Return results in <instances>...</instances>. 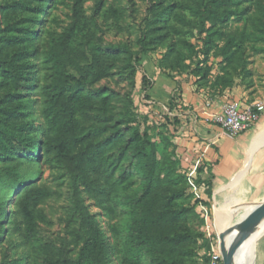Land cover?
Segmentation results:
<instances>
[{
  "label": "trees",
  "instance_id": "16d2710c",
  "mask_svg": "<svg viewBox=\"0 0 264 264\" xmlns=\"http://www.w3.org/2000/svg\"><path fill=\"white\" fill-rule=\"evenodd\" d=\"M51 0H19L4 12V27L0 22V179L6 175L10 195L14 189L27 185V178L32 176L30 170L21 172V166L33 165L39 159V150L43 140L38 129L29 119L33 112V100L29 95L22 96L33 86V71L27 62L31 53L32 34L36 31L29 26L36 24V18L44 13L43 8ZM259 5L264 13V4L254 0H193L191 4L182 5L189 9L193 17L187 19L185 13L175 4L158 2L144 20V27L138 38L140 45L137 54L145 53L152 45L165 49L161 68H178L188 60L194 63L197 55L195 46L184 38V27L197 28L203 37L202 56L196 61L193 73L201 80L209 81L211 90L223 89L233 85L236 78L250 83V64H245L246 42L244 29L229 27V23L240 20L247 14L243 3ZM77 9H81V0H75ZM100 0H97L98 6ZM173 20L176 22L174 23ZM253 41H264V28ZM109 49H121L127 53L126 67L138 63V56H132L125 44L106 45ZM264 52L261 46L256 52ZM209 55L219 58V72L212 79L208 78L211 66L207 65ZM48 59L52 64V80L49 84L51 96L44 109L48 118V132L45 146L53 150L56 158L65 167L70 176L71 186L81 201L80 192L86 188L94 197L102 195L103 200L110 198V189L101 183L105 168L102 146L94 144L82 131L78 120V105L86 88L87 75L99 66L98 54L92 52L89 63L85 54L77 50L73 43V30L61 38H51ZM252 62V60H251ZM204 65V66H201ZM72 71L77 73L74 74ZM233 75V76H232ZM146 84V77H142ZM20 96V97H19ZM134 104L128 99L121 115L123 122L130 129L128 138L132 143V158L137 166L142 187L136 195L127 196V205L131 221L126 239L128 252L124 256L125 264H141V255L148 256L150 264H189L196 256V243L204 234L198 232L192 224L194 219L203 218L196 207V200L190 204L192 193L187 191L183 175L180 173V160L175 153V145L170 136L160 135L155 139L152 129L145 125L143 131L136 122ZM178 123L176 120H174ZM161 146L166 153L162 154ZM24 155L20 156L19 151ZM34 152L31 156L28 153ZM35 156V157H34ZM198 178L204 181L197 169ZM25 182H27L25 184ZM206 193L210 195V182L206 181ZM45 189L26 186L22 195L15 196L16 208L9 210L10 202L0 199V241L3 234L9 232L13 219L17 216L25 220L32 229L33 211L43 198ZM210 204V203H209ZM99 205V203H98ZM84 206H81V210ZM12 212L13 215L9 216ZM8 217V223L5 218ZM4 219V220H3ZM82 245L79 253L82 259L91 264H106L111 253L104 230L88 211L82 212ZM205 239V237H204ZM43 264H71L66 252L45 243L41 246ZM0 264H24L18 258L1 261Z\"/></svg>",
  "mask_w": 264,
  "mask_h": 264
},
{
  "label": "rangeland",
  "instance_id": "374dc122",
  "mask_svg": "<svg viewBox=\"0 0 264 264\" xmlns=\"http://www.w3.org/2000/svg\"><path fill=\"white\" fill-rule=\"evenodd\" d=\"M19 0H0V22L4 27V12L12 4ZM193 0H81V9H77L75 0H51L45 6L44 13L36 18V24L29 29L36 31L32 34V45L29 49L31 55L27 58L30 69L33 71V86L23 91L22 96L29 95L33 102V112L29 119L38 129H44L38 133L45 142L48 132V118L44 113L47 102L51 96L49 84L52 80L53 67L48 59V48L51 38H61L73 30V43L77 50L85 54L87 62L92 52L100 58L98 68L87 75L86 88L79 102L78 120L84 134L94 144L102 146L105 168L101 183L110 189V198L94 197L86 188L80 192L81 201H77V195L73 191L70 176L65 167L56 158L52 149L47 148L43 142L39 150V159L30 166L22 165L21 172L33 171L27 178L26 186L44 188L45 198L35 206L33 211L32 229L27 227L24 219L17 216L5 232L0 241V262L18 258L24 264H43V252L41 246L50 243L52 246L66 252V257L71 264H91L82 259L79 249L82 245L83 228L81 225L82 212L88 211L94 214V218L104 230L108 238L111 253L106 264H125L124 256L128 252L127 231L129 229L131 214L126 203L128 195H136L142 187L137 166L132 158V143L128 138L130 129L121 122L124 112V104L130 99L134 104V113L140 131L145 125H154L152 129L154 138L160 139L157 132L170 136L172 130L180 124L182 117L191 114L184 113L188 106L183 105L182 92L189 86L191 93L201 89L204 99L208 96L204 92L210 90L209 81H204L192 71L196 61L203 58V37L197 32V28L185 26L184 38L191 42L197 55L194 63L188 60L178 68H161V60L165 49L152 45L145 53L137 54L140 48L138 38L144 27V20L149 16L151 9L158 2L165 4L170 2L183 11L187 19L193 21L189 9L183 6L191 4ZM264 4V0H254ZM240 8H246L247 14L240 20L229 23V27L244 29L247 35L245 64L264 63V52H255V48L263 47L264 41L251 40L259 36L260 29L264 28V13L257 4L243 3ZM175 23L176 21L173 20ZM125 44L132 56H138L139 61L133 67H126L127 53L121 49H109L106 45ZM219 58L209 55L207 65L211 66L212 79L219 72ZM204 66V65H201ZM74 74L77 73L72 71ZM146 77L147 83H142V77ZM233 76V75H232ZM4 92L0 87V95ZM20 97V96H19ZM207 97V98H206ZM180 106V107H179ZM187 110V109H186ZM176 120L178 123H176ZM189 122V120L186 118ZM193 128L195 126H192ZM198 128V126H197ZM161 146L162 154L166 153ZM33 156L34 152L30 151ZM24 155V151H19ZM35 157V156H34ZM1 167V166H0ZM198 166L185 168L180 165V173L183 175L187 191L190 181L200 184L198 178ZM9 178L4 175L0 179V199L10 202L9 210H15L17 195H22L26 186L22 185L17 190L6 189ZM195 201L192 193L190 204ZM99 203V205H98ZM81 206L84 208L81 210ZM218 210V208H215ZM223 210V209H221ZM224 210L222 212H226ZM242 206L234 213L230 224L237 221L243 212ZM232 214V212H231ZM13 213L10 212L9 216ZM223 216V215H222ZM224 217V216H223ZM224 220L220 225L229 222ZM214 224L217 221L216 211L213 215ZM4 220V219H3ZM8 217L5 222L8 223ZM193 227L204 234V222L199 219L192 221ZM215 231H218L215 224ZM211 255V244L204 237L196 243V256L189 264H203ZM141 264H150L146 254L141 255ZM255 264H264V231L255 244Z\"/></svg>",
  "mask_w": 264,
  "mask_h": 264
},
{
  "label": "crops",
  "instance_id": "0c3cea01",
  "mask_svg": "<svg viewBox=\"0 0 264 264\" xmlns=\"http://www.w3.org/2000/svg\"><path fill=\"white\" fill-rule=\"evenodd\" d=\"M249 67L250 83L236 78L229 87L204 92L208 99L202 97L201 89L191 93L189 86L185 87L181 100L188 106L184 113L191 115H183L185 119L172 130L180 165L198 166L202 170L200 177L204 181L199 184L202 200L214 204V217L215 208L232 212L222 230L232 225L231 218L240 206L244 210L264 201V135L257 136L264 128V112L256 125L235 137L211 122V116L228 101L235 100L243 106L252 100L264 99V63L252 61ZM206 181L210 182V195L206 193Z\"/></svg>",
  "mask_w": 264,
  "mask_h": 264
},
{
  "label": "built area",
  "instance_id": "2783aa9c",
  "mask_svg": "<svg viewBox=\"0 0 264 264\" xmlns=\"http://www.w3.org/2000/svg\"><path fill=\"white\" fill-rule=\"evenodd\" d=\"M210 102H207V106ZM264 112V99H255L245 105L238 101L231 100L222 105L219 112L211 116V122L219 126L230 137L251 129L260 120ZM189 189L196 200V207L204 221L205 241L211 244V255L203 264H223L219 250L218 232L215 231L213 219V203H206L202 200L201 185L190 181Z\"/></svg>",
  "mask_w": 264,
  "mask_h": 264
},
{
  "label": "water",
  "instance_id": "95a60500",
  "mask_svg": "<svg viewBox=\"0 0 264 264\" xmlns=\"http://www.w3.org/2000/svg\"><path fill=\"white\" fill-rule=\"evenodd\" d=\"M246 210L249 211L244 216L218 233L223 264H235L233 256L236 250L264 221V201L251 204L244 208Z\"/></svg>",
  "mask_w": 264,
  "mask_h": 264
},
{
  "label": "bare ground",
  "instance_id": "6f19581e",
  "mask_svg": "<svg viewBox=\"0 0 264 264\" xmlns=\"http://www.w3.org/2000/svg\"><path fill=\"white\" fill-rule=\"evenodd\" d=\"M263 135H264V128L259 132L257 136L259 138ZM222 211L224 210L220 209L216 211V218H217L216 226L219 232L224 227H226V225H228L227 221L226 224L223 226H221L220 224L223 223L224 220H227L228 217L231 215L230 211H226V212H222ZM247 211L249 210L243 211L242 214H240V217L244 216L245 212ZM263 231H264V221L261 223L258 229L255 232H253L236 250L233 256V261L235 264H255V244Z\"/></svg>",
  "mask_w": 264,
  "mask_h": 264
}]
</instances>
